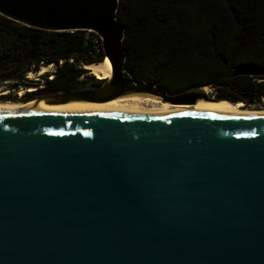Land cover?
Returning <instances> with one entry per match:
<instances>
[{
  "label": "water",
  "instance_id": "95a60500",
  "mask_svg": "<svg viewBox=\"0 0 264 264\" xmlns=\"http://www.w3.org/2000/svg\"><path fill=\"white\" fill-rule=\"evenodd\" d=\"M117 5L0 0L34 28L97 33L111 62L98 85L32 99L219 97L126 70ZM0 264H264V113L0 106Z\"/></svg>",
  "mask_w": 264,
  "mask_h": 264
},
{
  "label": "trees",
  "instance_id": "16d2710c",
  "mask_svg": "<svg viewBox=\"0 0 264 264\" xmlns=\"http://www.w3.org/2000/svg\"><path fill=\"white\" fill-rule=\"evenodd\" d=\"M116 18L132 75L169 91L214 84L215 95L233 103L264 99V72L247 71L264 68V0H118ZM99 41L90 30L37 29L0 13V84L34 85L28 71L55 64L51 77L42 73L44 87L0 99L31 102L44 88L100 84L82 66L103 59Z\"/></svg>",
  "mask_w": 264,
  "mask_h": 264
},
{
  "label": "bare ground",
  "instance_id": "6f19581e",
  "mask_svg": "<svg viewBox=\"0 0 264 264\" xmlns=\"http://www.w3.org/2000/svg\"><path fill=\"white\" fill-rule=\"evenodd\" d=\"M50 64H41L36 74L44 72ZM83 66L88 71L99 78L110 76L111 62L107 56L102 60L93 62H83ZM34 71H28L27 76H31ZM4 83L0 84V92H5L7 87ZM35 85H25V89H33ZM24 85L17 88L18 93H23ZM0 106L7 108L30 107V106H52L67 109H83V110H108V111H127V112H155V111H178V110H209L222 111L230 113H264V108L252 109L244 108L238 103H233L228 99L213 98L204 99L197 98L192 104L188 103H170L161 100L160 96L151 92L139 90L128 91L104 101H89L81 99H72L61 103L35 102V100H7L0 99Z\"/></svg>",
  "mask_w": 264,
  "mask_h": 264
},
{
  "label": "rangeland",
  "instance_id": "374dc122",
  "mask_svg": "<svg viewBox=\"0 0 264 264\" xmlns=\"http://www.w3.org/2000/svg\"><path fill=\"white\" fill-rule=\"evenodd\" d=\"M33 38H34L33 36L30 37L31 43H33V41H34ZM54 66H55V64L53 62H51L50 65L48 66V68L42 73H46L47 77L52 76L53 75ZM42 73L36 74L35 71H34V73L31 76H27V75H25V76H27V78H30L32 80L37 81V82H34V83L32 82L35 85V88H37V87L41 86L39 84H42L44 82V77H43ZM4 85L7 87V90L5 92H7V91L13 92L16 97L20 98L22 93L20 94V93L17 92V88H18V86L20 84L19 85H12V84L6 82V83H4ZM25 85L26 84H24V90L23 91H27L28 90V89H25ZM85 85H88V84H85ZM35 88H33V89H35ZM205 88H206V90L208 91L209 94L215 95V91L217 89H216V86L214 84H205ZM33 89H30V90H33ZM0 93H3V92H0ZM40 93L41 92L36 93L35 95H38ZM7 100H9V99H7ZM238 100H240V101H238L237 103H239V105L243 106L244 108H252V109L264 108V99L263 98L260 99V100H257L255 98H252V96L248 95L244 99H238Z\"/></svg>",
  "mask_w": 264,
  "mask_h": 264
},
{
  "label": "flooded vegetation",
  "instance_id": "af4514ba",
  "mask_svg": "<svg viewBox=\"0 0 264 264\" xmlns=\"http://www.w3.org/2000/svg\"><path fill=\"white\" fill-rule=\"evenodd\" d=\"M51 77V76H50ZM33 83L34 82H37V81H32ZM39 85H41V86H39V87H44L43 86V83L42 84H39ZM50 90H52L51 88H44V89H41L40 91H37L36 93H39V92H41L40 94H38V95H41V94H47V93H49L50 92ZM36 93H34V97L35 96H37V95H35Z\"/></svg>",
  "mask_w": 264,
  "mask_h": 264
},
{
  "label": "built area",
  "instance_id": "2783aa9c",
  "mask_svg": "<svg viewBox=\"0 0 264 264\" xmlns=\"http://www.w3.org/2000/svg\"><path fill=\"white\" fill-rule=\"evenodd\" d=\"M95 33V32H94ZM97 34V33H96ZM98 37H99V35H98ZM99 39H100V37H99ZM100 42V41H99Z\"/></svg>",
  "mask_w": 264,
  "mask_h": 264
}]
</instances>
